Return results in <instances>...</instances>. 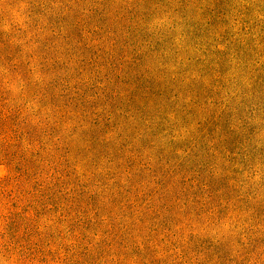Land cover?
<instances>
[{
	"label": "rangeland",
	"instance_id": "rangeland-1",
	"mask_svg": "<svg viewBox=\"0 0 264 264\" xmlns=\"http://www.w3.org/2000/svg\"><path fill=\"white\" fill-rule=\"evenodd\" d=\"M0 264H264V0H0Z\"/></svg>",
	"mask_w": 264,
	"mask_h": 264
}]
</instances>
